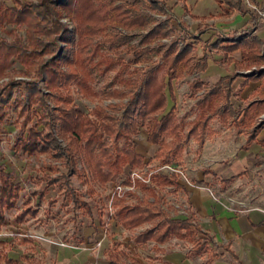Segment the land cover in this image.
<instances>
[{"label": "trees", "instance_id": "1", "mask_svg": "<svg viewBox=\"0 0 264 264\" xmlns=\"http://www.w3.org/2000/svg\"><path fill=\"white\" fill-rule=\"evenodd\" d=\"M117 1L11 0L9 3L7 0H0V28L6 24L12 26L5 31L10 39L0 37V77L5 75L16 60L21 65V69L17 71L19 74L35 77L34 80L28 81L30 100L28 104L22 102V114H27L25 125L35 114L38 119L18 138L16 149L37 154L53 152L64 160L68 168L75 165L77 159L82 156L92 172L93 179L102 185L115 181L127 165L141 168L147 163L145 155L137 149V143L133 139L140 119L149 127V142L158 146L153 158L160 164H181L178 159L184 153L190 137L198 143L199 148L202 147L213 117L218 116L226 123L235 112L229 98L236 74L224 75L211 85L199 79L192 83L194 89H207L205 95L196 103L197 114L193 120L188 122L186 117L178 118L174 114V107L165 112L168 102L166 85L182 74L180 68L205 71L208 68V56L204 54L199 57L195 43L188 41L186 36H180L181 23L175 24L172 21V13L167 20L152 27L136 45L130 44L135 34L103 33L109 12L107 7L116 11L117 18L125 25L141 29L156 21L155 17L142 10L141 6L160 13L172 12V7L165 0ZM218 1L222 9L219 13L221 16H231L238 10L245 11L243 0ZM63 12L75 22L73 29L65 27L60 21ZM193 18L204 21L208 16ZM257 20L256 12L252 11V26L257 24ZM17 25L24 26L26 38L18 33ZM206 26L200 23V32H203ZM249 31H236L232 36L220 35L211 47L219 48L225 43L223 48L227 52L240 49V61L229 58L238 67L259 64L264 61V41L258 36H251ZM41 35L47 36L46 43L41 40ZM170 36L173 37L170 44L160 43L155 47L149 45L154 38ZM189 36L197 40L196 34ZM59 40L65 42V47L58 46L56 49ZM180 41L183 42L182 46L179 45ZM105 46L110 49V56L105 53ZM125 48L133 52L134 62L149 59L152 53L160 54L161 57L148 69L140 67L129 70V63L125 62L122 55ZM46 53H51L53 57L45 59ZM64 66L67 70L63 69ZM112 70H117L112 80L108 81L102 90L95 89L94 83ZM263 74L264 69L260 76ZM41 81H44L50 90L47 95L55 102L54 106L48 103L46 95L41 91ZM15 84L16 82H9L0 87V103L10 95ZM73 85L79 93L92 101L103 97L129 99L127 102L111 104L109 110L108 107L96 105L86 112L73 105ZM115 85L121 87H114ZM169 91L170 97L174 99L172 87H169ZM35 103L39 105L31 111V105ZM1 110L0 106V112ZM53 110L57 111L58 115H53ZM252 110L264 111V103L247 108L248 113ZM159 112L161 115L156 116ZM55 117L68 139L67 148L60 145L52 131L51 120ZM44 177L48 179L47 185L59 183L58 186L65 188L66 196H70L76 206L87 207V211L91 213L88 204L79 201L78 192L69 185L66 174ZM232 178L225 181L229 183ZM170 184H174L177 190H185L177 174L158 172L153 175L150 184L138 183L148 194H157L159 189ZM0 192L2 224L5 212L14 208L20 197V186L15 181L13 172L5 167L0 168ZM44 194L45 192H42L40 196ZM54 201L55 199L52 202ZM113 204L116 216L124 228L148 225L136 237L135 241L138 243L150 240L164 243L176 237L194 243L196 251L205 248L207 240L201 242L202 237L188 219L172 217L149 202L129 203L125 198L115 196ZM38 212L39 209L27 201L16 215V220L23 222L29 216H36ZM5 243L6 240L0 239V264H17L4 248ZM155 248L160 249L157 245ZM126 255V251L115 246L109 253L110 263L126 264ZM26 264H41V261L31 255Z\"/></svg>", "mask_w": 264, "mask_h": 264}, {"label": "rangeland", "instance_id": "2", "mask_svg": "<svg viewBox=\"0 0 264 264\" xmlns=\"http://www.w3.org/2000/svg\"><path fill=\"white\" fill-rule=\"evenodd\" d=\"M7 1L11 3V0ZM34 1L38 2V0ZM187 1L193 5V10L197 13L210 12L207 15L208 18L221 17L219 16L220 11H217L220 5L217 0ZM168 2L170 3V5H175L176 13L172 10V14L174 15L173 22L175 24L181 23V27L179 28L180 36H186L188 41H192L195 43L196 54L199 57L203 56L204 54L208 56V68L205 71H201L200 77H198V79L202 80L208 85H211L217 82L221 76L234 72L233 63L229 60V58L234 57V59H241L240 51L238 50L235 52H227L226 49L223 48V45H225V43H222V46L218 48L219 50L215 51V53H212L211 45L218 39L220 35L232 36L235 30H244L245 28L250 26L251 23L248 20L250 15L244 12H236L233 15V18L230 20L213 23L212 25L208 26L204 24V26L206 27L203 28V32H200L198 28L200 24L199 19L193 18L192 14H190V16L192 17V22H189L184 18V15L189 12L188 6L184 4V0H168ZM251 2L264 3V0H243L244 7L252 11V8H250L249 6V3ZM141 8L147 13H149L148 10H151L149 8H144L143 6H141ZM106 9H108L109 12L107 14L106 28L103 33L118 32L117 26H122L130 32L129 34H135L134 37L130 40L131 45L138 44L142 37L147 34L143 31L149 30V28L156 26V23L158 22L155 21L151 25L142 29L131 28L125 25L123 21L117 18L116 11L110 10V7H107ZM63 13L64 15L62 16L60 21L65 27H68L69 29L74 28L76 25L75 22L71 19V17L67 16L65 12ZM11 27V25L6 24L3 26V28H0V37L10 39V37L5 33V31L11 29ZM16 27L18 33L24 38H26V31L24 26L17 25ZM261 33L264 34V31H262ZM189 34H196L197 40L189 36ZM40 38L45 43L48 41L47 36L41 35ZM161 39L162 38H154L149 45L151 47L158 46L160 43H162L160 42ZM58 46H60L61 48L65 47V42L59 40L58 44L56 45V49H58ZM125 49L126 50H123L122 55L125 57V62L129 63V70L140 67L148 69L154 65L157 59H160L161 57L160 54L152 53L149 59H142L140 62H134L133 52L128 51L127 48ZM104 51L105 53H109V56L112 54L110 52V49L106 46L104 48ZM51 57H53L51 53H46L44 55L45 59H49ZM19 69H21V65L19 61L16 60L13 62L12 66L6 71L5 75L0 77V79L7 76L9 78L8 80H5L2 83L0 82V87L4 86L9 82H16V84L13 85L11 88L12 91L10 95H7L4 102L0 103L2 109L0 112V115H2L0 116V141L5 143L10 142L12 136H14V140L17 141L18 138L23 133H25L31 125H33L36 119H38V116L35 114L32 116V120H30L25 125L27 114L26 112L22 114V102L25 101L28 104L30 98L27 102L26 99L22 98V96L26 93H29L30 96L28 81L34 80L35 77L19 74L17 72ZM63 69L67 70V67L64 66ZM184 69L186 68H180V72L182 71V74L166 85L168 102L164 111L166 112L172 107H174V114L178 118L186 117V121L189 122L193 120L197 114V101H195V97L191 93L198 89L193 88V82H188L190 92L181 91V82L185 76L183 72ZM116 72L117 70H112L105 77H100L99 80L94 83L95 89L102 90L105 87L104 85H106L108 81L112 80ZM17 76H26L29 78L27 80H17ZM39 85L43 94L46 95L45 97L48 100V103L54 106L55 102L52 101L49 95H47L50 90L47 88L46 83L44 81H41ZM72 87L74 88V85ZM114 87L121 86L115 85ZM169 87H172L173 89V94L175 96L174 99L171 98L169 95ZM72 94L74 95L73 105L86 112H89L90 109L95 107L96 105H101L106 108L108 107L107 110H109L111 104H116L121 101L125 102L124 98L115 97H103L101 99H96L95 101H92L91 99L79 93L77 88L73 90ZM126 98L129 99V97ZM112 99H116L117 102H112L108 105L104 104L105 100ZM38 105L39 103L31 105V111L36 109ZM53 115H58V112L54 111ZM160 115L161 112L156 114V116ZM137 116L138 115H136V117ZM218 118V116H214L211 120V125L213 127H216L217 130L219 129L220 131L223 128ZM51 123L52 131L55 125L58 126L57 128H59L58 132L60 133V136H62L68 144L67 137L61 131L59 120L55 117L51 120ZM140 126L143 127V130L147 136V140L135 139L136 135L140 131ZM187 129L186 132L188 131ZM149 133L150 131L147 123L144 122L143 119H140L138 130L133 135V139L137 143V149L145 155L147 161L146 164L149 167L156 168L161 165L158 160L153 158L158 146L149 142ZM13 151L14 161L12 162H7L6 156L4 155V153H2V151H0V168L5 167L6 170L12 171L14 174L15 181L20 186V197L17 199L15 207L6 211L7 216L12 220L17 221L16 215L24 207L25 202L29 201L30 205H32V203H34L33 205H36L37 203H39L40 205V211L36 216H29L25 221L20 222L25 225V230L33 233L42 232L46 236H50L52 238H55L57 235L63 236L66 242L69 244L66 247L73 249L76 252V255H78L79 257L85 256V253L87 252L93 253V251L95 250L94 241L100 237H104L103 243L106 245V250L104 252L105 257H108L110 250L113 247L117 246L119 248L125 249V251L129 254L128 258L131 262L133 261L132 264L134 263V261H137L138 264H159L160 262H167L163 258L167 257L169 253H172V249L175 248L177 251L176 254L181 253L179 252V250H186L188 255L195 256V254L192 253V248H190L191 244L188 241L173 238L169 241L166 247L164 246V250L159 251L154 246L149 247L148 243H135L133 228H131V230L126 229L120 224V222H116L115 220H108V215L106 211L110 193V189H108V186L112 185V182H108L106 184L108 186L106 187L105 185H102L98 183L95 179H93V176H88L90 174H88L86 170L78 169L76 173L69 178V185L74 187L75 190H77V196L79 201L88 204L91 211L90 213L87 211V207H78L79 205L76 206V202H72V198L70 196H66L65 188L61 189L58 186L59 183H52L47 185L48 179H45L43 175H50L51 177L55 176V170L50 164H40L37 157H35L37 153H26L17 149H14ZM77 160H83L86 163L85 159L82 156ZM178 161L183 164L184 169L191 181V185H196L201 182V180L199 179V175L201 174L204 176L207 175L206 178L209 177V172L207 170H210V168L206 167V164L209 163V161L205 162L201 158L198 143L192 137L189 138L187 147L185 148L184 153L182 154L181 158L178 159ZM127 166H125V168ZM158 172L166 173V171L164 170ZM246 177L242 176L241 181L235 183L234 189L237 195L231 196L240 200H250L251 194H254V197L257 195L261 196L262 189L260 187L259 182H257L255 179L253 180V178L248 177L247 179ZM208 184L210 185L209 190H211L218 196V194H220L216 191V188H219L218 184L216 188H214L215 185L211 177L210 182H208ZM42 192H45V194L41 197L40 194ZM142 192L145 191L142 190ZM145 193L148 194L147 192ZM176 195L179 197L185 196L184 194L180 196L179 192H176ZM124 198L128 200L129 203H137L139 201L148 202L147 200H141L140 198ZM53 199H55L54 202H52ZM154 207L157 206L154 205ZM43 215H45L44 218H42ZM4 230H6V228ZM4 248L6 249L10 257H13L17 260V264L26 263L28 257L33 254V256L35 257L34 259H42L44 262H47L49 261L48 259H50L51 264H53V257H59V250H56V248L47 251L44 247L41 246L40 242H36L34 239L24 240L21 239L19 236L7 238ZM201 255V257H196V264H214L215 260L213 258V255H211V250H205L203 253H201Z\"/></svg>", "mask_w": 264, "mask_h": 264}, {"label": "crops", "instance_id": "3", "mask_svg": "<svg viewBox=\"0 0 264 264\" xmlns=\"http://www.w3.org/2000/svg\"><path fill=\"white\" fill-rule=\"evenodd\" d=\"M166 1L170 5L168 0ZM184 4L188 6V13L193 16H207L210 13L195 12L193 5L187 0H184ZM242 5L244 7L243 2ZM170 6L175 12V5ZM244 10L235 11L231 16L219 15L221 17L216 19L218 22L230 20L236 12H244L250 15L248 20L252 23V11L245 7ZM217 11H222L220 5ZM247 29L250 31L256 29V33L251 36H258L264 41V34L261 33L264 31V22H260L258 19L256 25L250 24L243 31ZM236 31L238 30L234 32ZM217 50L219 49L216 48ZM238 50L240 51V49ZM235 60L240 61L241 59L235 58ZM231 62L234 72L225 75L236 74L229 98L235 112L226 123L218 118L223 129L219 131L211 125L203 146L200 148L198 146L201 158L209 160V163L206 164V167L210 168L207 170L209 177L206 178L207 175L201 174L199 175L201 180L199 184L184 185L185 190L177 191L180 196L184 194L185 196L182 198L189 199L195 209L208 219L201 227L194 226L198 230L199 236L202 237L201 242L207 240L205 248L196 251L194 243L173 237L188 241L195 256L188 255L186 250H179L181 253L176 254L175 248L172 249V253L163 258L167 264H196V257H201V253L205 250H211V255L215 260L214 264H264V117L261 118L264 111L252 110L250 113L247 112V108L252 107V105L264 103V74L260 76L263 69L260 70L259 74L243 72V70H250L254 66H259L263 61L245 67H238L234 61ZM242 176H248L259 182L262 192L261 196L254 197V194H251L254 207L241 213H235L212 197L208 182H210L211 177L215 185L214 188L217 184L219 186L216 188L217 192L227 196L237 195L234 186L236 182L241 181ZM231 177H233L232 180L227 183L225 180ZM248 177L246 178L248 179ZM170 240L164 243L155 242L160 247L159 251L164 250ZM135 243L138 242L135 241ZM41 246L47 251L53 248L59 250V257H53V264H111L109 255L108 257L104 256L105 244L100 249L95 248L93 253H85L83 257L76 255V252L71 248L48 243H41ZM123 250L125 251V249ZM128 259L124 256L125 263L132 264L133 261L129 262ZM48 260L47 262L42 259L40 261L41 264H51V260ZM133 264H138V262L134 261Z\"/></svg>", "mask_w": 264, "mask_h": 264}, {"label": "built area", "instance_id": "4", "mask_svg": "<svg viewBox=\"0 0 264 264\" xmlns=\"http://www.w3.org/2000/svg\"><path fill=\"white\" fill-rule=\"evenodd\" d=\"M166 1V0H165ZM117 2H120L118 0ZM250 8H252V11L256 12V15L258 16L259 21H264V3H249ZM148 12L155 17L156 22L164 21L167 20L171 16L170 11L162 12V13H157L154 10H148ZM184 18L192 22V17L190 16L189 13H186L184 15ZM174 20V19H173ZM172 20V21H173ZM157 22V23H158ZM156 23V24H157ZM199 23L205 24V25H212L213 23H218V19L215 17H210L207 18L206 20L202 21L199 20ZM118 32L121 34H129L130 32L126 30V28L122 26H117ZM73 29V28H72ZM151 28H149L150 30ZM149 30H145L143 32L148 33ZM256 33V29H253L249 31L250 35H253ZM172 36L162 38L160 42L162 43H170L172 41ZM183 42L180 41L179 45L182 46ZM211 52L215 53L216 49L213 47L211 48ZM264 53V50L263 52ZM264 69V61L259 65V66H254L250 70H243V72H254L255 74H259L260 70ZM184 79L181 82V91L182 92H190L188 82H194L198 80V77H200L201 71L197 69H184ZM17 80H27L29 77L26 76H17ZM7 77H3L0 79V82H4L5 80H8ZM207 92L206 88H200L198 90H195L193 93H191L195 97V101H198L200 98H202L205 93ZM23 99H26L27 102L29 100V93H26L25 95L22 96ZM124 101H128V98H124ZM116 103V99L112 100H105L104 104L108 105L109 103ZM264 117V114L261 115V118ZM58 126L55 125L53 128L54 134L59 141L60 145L64 148L68 147V144L66 143L65 139L60 136V133L58 132L57 128ZM136 140L142 139V140H147L146 133L143 130V127L140 126V131L135 137ZM14 149H16V141L14 140V136L11 137L10 142H2L0 141V151L4 153L6 156V161L7 162H12L14 161L13 154H14ZM35 157H37L38 161L40 164H50L52 168H54L55 176H59L61 174H66L67 179L74 175L78 170H86L88 176H93L91 170L88 168V165L83 161V160H77L76 164L73 165L72 167L68 168L66 167L64 160L55 156L54 153H40L36 154ZM205 162H208L209 160L203 159ZM21 170V169H20ZM164 170L166 171L167 174L172 175V174H177L178 175V180L180 183L183 185H191V181L188 177V174L186 173L183 164H172V163H165L161 164L160 166L156 168L149 167L147 164L144 165L142 168H132L130 166H127L123 173L120 174L115 181H113L110 185H105L106 187L108 186L109 190V199L107 203V215H108V220L110 221H116L119 222L116 213H115V206L113 204V200L115 196H118L120 198H140L141 200H147L149 203L154 204L155 206L163 209L166 211L170 216L172 217H177V218H184L188 219L191 221L192 225L195 227H201L203 223L207 222L208 219L198 210L195 209L191 201L187 198H182L176 195V192L178 191L176 186L174 184L170 185H165L162 189L158 191L157 194H146L145 192H142V189L139 187L138 183L142 182L145 184H150L152 182L153 175L158 172ZM44 176V175H43ZM52 176V177H55ZM210 194L212 197L221 202L227 209L235 212V213H241L244 212L248 209H251L254 207L252 199L250 200H240L237 199L233 196H227L222 193L218 194V196L213 193L211 190ZM1 193V192H0ZM74 202V200H71ZM32 203L31 206L37 207L39 209V203L36 205H33ZM42 208V207H41ZM43 209V208H42ZM40 211V210H39ZM45 215L42 216L44 218ZM105 225V224H104ZM23 223L14 221L10 219L7 216V213L5 212V220L2 224H0V239L7 240L9 237H14V236H19L21 239H34L37 242L40 243H48V244H55L60 247H66L69 245L66 240L64 239L63 236L57 235L55 238H52L50 236H46L44 233H33L30 231L25 230L26 227ZM147 226H139L137 228H133V233H134V242L135 239L138 235H140L141 232L144 231V229ZM6 228V230H4ZM131 230V229H130ZM226 241V239H224ZM104 237L97 238L94 241V247L97 249H100L103 247L104 243ZM149 247L155 246L154 241H149L147 242ZM128 253L125 257H128ZM129 262L130 259H128ZM159 264H167L166 262H160Z\"/></svg>", "mask_w": 264, "mask_h": 264}]
</instances>
